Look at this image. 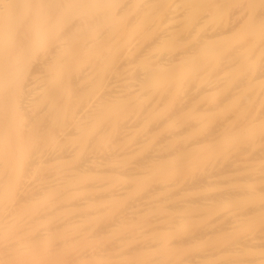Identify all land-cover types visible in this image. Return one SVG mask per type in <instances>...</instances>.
<instances>
[{"label": "bare ground", "instance_id": "bare-ground-1", "mask_svg": "<svg viewBox=\"0 0 264 264\" xmlns=\"http://www.w3.org/2000/svg\"><path fill=\"white\" fill-rule=\"evenodd\" d=\"M0 264H264V0H0Z\"/></svg>", "mask_w": 264, "mask_h": 264}]
</instances>
